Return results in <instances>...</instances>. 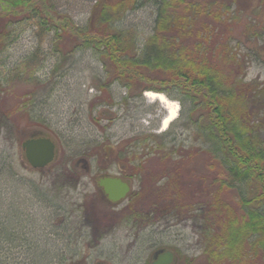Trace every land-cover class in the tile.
Instances as JSON below:
<instances>
[{
    "label": "trees",
    "instance_id": "trees-1",
    "mask_svg": "<svg viewBox=\"0 0 264 264\" xmlns=\"http://www.w3.org/2000/svg\"><path fill=\"white\" fill-rule=\"evenodd\" d=\"M147 3L156 13L151 33L139 44L117 21ZM45 4L0 0V133L28 117L29 92L16 91L20 73L4 68L2 54L15 28L34 18L60 50L93 47L105 67L111 63L113 72L102 84L106 90L119 80L130 89L136 83L139 95L150 87L191 104L185 125L193 128L189 145H171L166 139L171 130L121 144L117 153L129 162L122 173L137 179L140 188L118 214L144 222L151 212L177 206L202 209V256L196 261L187 255L182 264H264V80L246 79L247 53L264 52V0H97L86 24L74 29L70 17L52 14ZM199 151L206 156L191 158L195 164L186 176L184 158L191 161ZM153 159L162 163L159 175ZM142 194L146 203L140 204ZM10 217L0 215V264H60L58 251H39L38 242H12Z\"/></svg>",
    "mask_w": 264,
    "mask_h": 264
},
{
    "label": "rangeland",
    "instance_id": "rangeland-1",
    "mask_svg": "<svg viewBox=\"0 0 264 264\" xmlns=\"http://www.w3.org/2000/svg\"><path fill=\"white\" fill-rule=\"evenodd\" d=\"M96 1L44 0L52 14L70 17L69 27L73 29V25L86 24ZM154 11L149 3L129 9L117 24L141 44L151 33ZM15 29V38L2 54L7 61L4 68L20 73L14 82L16 91L29 92L31 100L28 117L0 133V215L8 212L11 216L12 242H38L39 251H58L60 264H145L166 249L175 252L173 264H182L187 255L199 261L205 242L202 209L177 206L151 212L150 219L143 222L119 215L128 203L110 205L98 183L101 173L124 171L128 161L117 151L127 139L171 130L166 138L172 140L171 145H189L193 128L185 125L191 104L177 98L179 114L162 130L166 109L159 100H150L145 91H163L147 87L139 95L136 83L130 89L119 80H112L106 90L102 84L113 67L111 63L105 67L93 47L69 52L62 45L64 53L60 43L56 42L58 47L51 42L34 18ZM247 56L246 79L264 80V52ZM23 60L25 63L20 64ZM40 135L56 142V156L49 165L35 168L26 158L22 141ZM198 156L201 159L206 154L199 151L190 159ZM188 158H184L186 176L195 164ZM153 160L150 165L159 175L162 163ZM73 171L74 179L70 178ZM133 181L135 191L140 183ZM243 187L248 189L246 184ZM143 195L140 204L146 203ZM146 199L152 201L148 196ZM88 208L95 213L98 230L85 217Z\"/></svg>",
    "mask_w": 264,
    "mask_h": 264
},
{
    "label": "water",
    "instance_id": "water-1",
    "mask_svg": "<svg viewBox=\"0 0 264 264\" xmlns=\"http://www.w3.org/2000/svg\"><path fill=\"white\" fill-rule=\"evenodd\" d=\"M163 120V119H162ZM25 155L31 166L45 167L49 165L56 154V142L46 135L27 137L22 141ZM100 184L108 196L113 200L124 197L129 190V183L120 176L106 175L99 180ZM175 252L172 249H166L157 255L153 264H169L174 260Z\"/></svg>",
    "mask_w": 264,
    "mask_h": 264
},
{
    "label": "flooded vegetation",
    "instance_id": "flooded-vegetation-1",
    "mask_svg": "<svg viewBox=\"0 0 264 264\" xmlns=\"http://www.w3.org/2000/svg\"><path fill=\"white\" fill-rule=\"evenodd\" d=\"M119 162H121V161H119ZM122 163V162H121ZM125 170L128 172L129 171V167H128V165L127 164H125ZM122 173V172H121ZM112 175V176H120L122 179H124V180H126L128 183H129V185H130V190L127 192V193H125L126 195L124 196V197H122V198H120V199H118V200H113V199H111L109 196H108V194L106 193V191L104 190V187L100 184V182H99V180H100V178L102 177V176H106V175ZM73 177H75V174L73 175V174H70V178H73ZM74 179V178H73ZM133 178L132 177H129V176H126V175H124L123 173L122 174H111V173H101L100 175H99V178H98V183L100 184V186H101V195H103L105 198H106V201L107 202H109V204L111 205V204H117V203H120V202H124V203H128L129 204V202H130V200H129V197H130V194H132V191H133ZM89 209V208H88ZM95 216V213L93 212V210H88V212L86 213V219H87V221L88 222H90V224H92L93 225V228H94V230H98L99 229V223H97V220H96V217H94ZM164 251V250H163ZM162 252V251H161ZM159 255V254H158ZM157 256V255H156ZM157 258V257H156ZM155 258V259H156ZM154 259V260H155ZM153 260V261H154ZM153 261H152V263H153ZM174 261H175V257H174V260L171 262V263H169V264H173L174 263Z\"/></svg>",
    "mask_w": 264,
    "mask_h": 264
},
{
    "label": "bare ground",
    "instance_id": "bare-ground-1",
    "mask_svg": "<svg viewBox=\"0 0 264 264\" xmlns=\"http://www.w3.org/2000/svg\"><path fill=\"white\" fill-rule=\"evenodd\" d=\"M145 95L150 100H159L166 109L162 120V130L166 129L170 122L177 118L179 114V103L176 99L169 98L166 94L154 90H146Z\"/></svg>",
    "mask_w": 264,
    "mask_h": 264
}]
</instances>
